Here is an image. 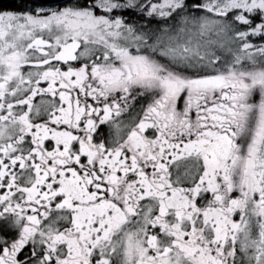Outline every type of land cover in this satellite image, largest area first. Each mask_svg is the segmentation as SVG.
I'll return each instance as SVG.
<instances>
[{
    "label": "snow or ice",
    "instance_id": "snow-or-ice-1",
    "mask_svg": "<svg viewBox=\"0 0 264 264\" xmlns=\"http://www.w3.org/2000/svg\"><path fill=\"white\" fill-rule=\"evenodd\" d=\"M0 264H264V0L0 9Z\"/></svg>",
    "mask_w": 264,
    "mask_h": 264
},
{
    "label": "flooded vegetation",
    "instance_id": "flooded-vegetation-1",
    "mask_svg": "<svg viewBox=\"0 0 264 264\" xmlns=\"http://www.w3.org/2000/svg\"><path fill=\"white\" fill-rule=\"evenodd\" d=\"M18 2H19V1H18ZM9 3H10V2H9ZM15 7H17V5L11 6V5H9V4L7 3V4H5V6L1 7L0 9H3V8H15Z\"/></svg>",
    "mask_w": 264,
    "mask_h": 264
},
{
    "label": "trees",
    "instance_id": "trees-1",
    "mask_svg": "<svg viewBox=\"0 0 264 264\" xmlns=\"http://www.w3.org/2000/svg\"><path fill=\"white\" fill-rule=\"evenodd\" d=\"M19 1V0H18ZM18 1H11L10 3H8L11 6L17 5L19 2ZM5 6V5H3Z\"/></svg>",
    "mask_w": 264,
    "mask_h": 264
},
{
    "label": "water",
    "instance_id": "water-1",
    "mask_svg": "<svg viewBox=\"0 0 264 264\" xmlns=\"http://www.w3.org/2000/svg\"><path fill=\"white\" fill-rule=\"evenodd\" d=\"M11 0H0V6L4 5L5 3L9 2Z\"/></svg>",
    "mask_w": 264,
    "mask_h": 264
}]
</instances>
